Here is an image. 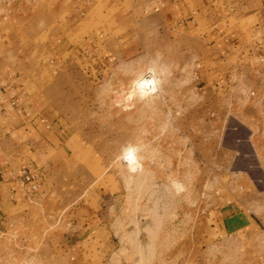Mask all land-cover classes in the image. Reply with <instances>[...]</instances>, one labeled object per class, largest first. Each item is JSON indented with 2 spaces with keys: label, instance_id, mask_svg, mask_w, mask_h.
<instances>
[{
  "label": "rangeland",
  "instance_id": "1",
  "mask_svg": "<svg viewBox=\"0 0 264 264\" xmlns=\"http://www.w3.org/2000/svg\"><path fill=\"white\" fill-rule=\"evenodd\" d=\"M80 1L35 0L0 42L32 86L18 140L36 185L0 208V264H264V87L240 69L253 48L264 67L254 17L189 20V0H89L73 17ZM233 211L252 224L230 228Z\"/></svg>",
  "mask_w": 264,
  "mask_h": 264
},
{
  "label": "crops",
  "instance_id": "2",
  "mask_svg": "<svg viewBox=\"0 0 264 264\" xmlns=\"http://www.w3.org/2000/svg\"><path fill=\"white\" fill-rule=\"evenodd\" d=\"M35 0H0V42L4 41L7 45V39L11 38L22 28V22L27 21L33 16L32 4ZM63 0H61L62 2ZM74 2L78 0H73ZM89 0H81L80 5L74 8L73 17L81 16L85 13V7ZM169 1L170 6H178V0H151L150 2L164 3ZM148 2H141L140 6L147 7ZM197 11H190L189 20L194 19L196 13H201L203 8H215L218 6L220 12L234 10L236 17L241 20H247L254 17L255 23L251 27V35L257 37L256 41H264V0H189ZM84 5V7H83ZM175 7V8H176ZM146 9V8H145ZM161 9V6L159 7ZM191 6L189 4V10ZM247 34L238 30L230 36V46L235 50L241 51V57H244L245 47L248 46L246 41ZM255 41V42H256ZM261 51L250 49V56L245 64L240 65L241 70H246L257 79L260 86L264 87V67L258 64L256 57ZM255 60L256 62H252ZM26 74L20 71L16 66L9 63L0 62V208L15 207L24 203L26 199L34 194L36 185L33 180H26L23 168L24 163H19V154L23 153V141L18 140V134L24 139L26 133L31 131L33 121L34 100L31 94L32 86L26 83ZM255 78V79H256ZM7 131L5 138L1 137V132ZM2 138L4 141H2ZM22 142V143H21ZM35 176V174L29 170ZM250 219V218H249ZM245 216L240 212H230L227 218V225L238 230L245 227Z\"/></svg>",
  "mask_w": 264,
  "mask_h": 264
},
{
  "label": "built area",
  "instance_id": "3",
  "mask_svg": "<svg viewBox=\"0 0 264 264\" xmlns=\"http://www.w3.org/2000/svg\"><path fill=\"white\" fill-rule=\"evenodd\" d=\"M25 179L26 180H32V179H34V176L31 172H27V173H25Z\"/></svg>",
  "mask_w": 264,
  "mask_h": 264
}]
</instances>
